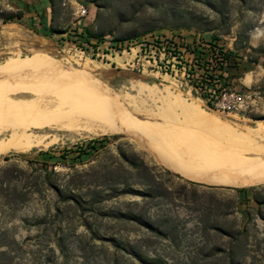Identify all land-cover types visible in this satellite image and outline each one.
Instances as JSON below:
<instances>
[{
  "label": "rangeland",
  "instance_id": "1",
  "mask_svg": "<svg viewBox=\"0 0 264 264\" xmlns=\"http://www.w3.org/2000/svg\"><path fill=\"white\" fill-rule=\"evenodd\" d=\"M50 2L54 9V20L52 23L48 22L49 27L58 31L52 37L44 35L39 18L32 22L16 20L6 24L0 19V81L4 82L0 83V98L2 101L9 98L8 102L16 97L31 101L39 96L36 93H45L46 96L50 92L49 95L56 96L81 90L90 96H86L85 100H90L85 104H77L75 112L77 110L82 114L77 113L71 118L75 119V123L81 122L80 128L78 127L81 130L76 127L71 131L49 127L34 130L36 134L44 136L42 145L27 152H10L0 156V253L7 252V255L0 256V264H42L49 256L57 264H108L110 253L114 251L108 241L114 237L125 242H139L141 247H147L141 252L145 259H157L163 264H215L204 257L212 250H217L219 258L235 255V259L243 264H264V205L260 206L257 202V199L264 201V184L231 187L193 182L162 164L135 135H102L89 131L92 128L96 130L101 125V122L97 124L96 121L97 112L95 115L92 113L98 109L97 103H93L94 97L108 106L117 105L115 100L125 106H130V102L134 103L136 107H131V111L136 110L138 114L135 115L147 122L151 120L150 123H159L169 128L196 131L203 137H212L210 142L217 141L216 145H223L219 137L215 136L219 135L215 128L202 126L196 120L189 119L179 108L165 107L160 111L159 106H163L161 99L168 93L174 99L181 98L185 104H193L202 112L214 115L238 132L246 133L249 128L256 129L259 122H264V0ZM18 11L7 7V0H0L1 15ZM172 31L195 32L207 38H218L233 53L241 56L242 64L238 71L233 72V78L238 91L247 98L239 111L217 110L215 103L210 104L190 93L170 76H160L150 70L143 72L136 66L132 67L128 61L133 58L128 59L126 55L104 56V53L109 54L107 48L111 42ZM87 33L101 36L105 40L100 42L96 38H90L88 44ZM97 48L99 56L93 55ZM19 65L28 66L29 72L36 77L46 76L49 80L45 81L49 85L39 93L32 92L30 87L34 88L35 83L45 82L26 79L21 81L26 83L20 87L21 82L16 84V78L26 77L28 74H7V71ZM51 81L58 83L59 89L56 85L53 87ZM64 82L75 85L78 90L75 91L70 86L68 90V85ZM5 83L7 87H4ZM150 87L157 91L155 97L149 95L147 89ZM24 88L28 92H22L25 91ZM141 111L147 112L143 113L148 116L141 115ZM91 113L93 117H90ZM0 116L2 126L10 125L9 116ZM159 117L162 119L159 120ZM57 118L60 116H56L53 125L63 119ZM85 119L93 123L90 124ZM1 125L0 130L4 128ZM82 126L86 128L82 130ZM135 132L138 133L137 130ZM7 135L8 133L1 134L0 140ZM56 138L57 140L52 141ZM94 141H101L97 145L99 150H91L86 156L81 155L80 148L92 145ZM121 155H127L131 159L132 155H136L134 159L137 163L144 162L159 175L161 180L157 182L158 191L165 193L169 189V192L153 201L144 200L138 193H145V187L134 186L127 189L110 181L106 187L98 188L101 194L98 203L90 205V201L95 199L96 186L100 184L96 181H102L99 179L101 175H94V172L104 165L119 161ZM109 179L107 177L105 180ZM71 182L81 187L72 191ZM240 189L248 191L240 194ZM61 192L64 196L85 201L87 205L82 209L70 208L68 201L60 198ZM192 199L194 204L191 203ZM116 211L141 214L155 226L162 227L169 236L166 239L153 237L150 232L138 228L134 229L139 231L130 233L128 229H132V224L124 225L126 231L120 230V222L113 218ZM215 225L230 234L221 236L218 232L206 231V228L212 229ZM244 228L245 235L238 241L236 234ZM59 239L64 240V251L56 246ZM50 248L55 250V254L49 252ZM132 263L148 264V261H133L124 255L122 264Z\"/></svg>",
  "mask_w": 264,
  "mask_h": 264
},
{
  "label": "bare ground",
  "instance_id": "2",
  "mask_svg": "<svg viewBox=\"0 0 264 264\" xmlns=\"http://www.w3.org/2000/svg\"><path fill=\"white\" fill-rule=\"evenodd\" d=\"M27 67L28 66L19 65L15 67L13 70L10 71L6 70V71L7 74L9 73L12 76L28 74L26 75V77L23 76L22 78L19 77V79L16 78V81L18 80L17 82H15L16 84L26 79L29 80L33 79L36 82H42V81L45 82L44 84L35 83L36 86L34 88L30 87L32 92L38 91L39 93V91L45 89V86L49 85V83L46 84L47 81H45V80H49V78L48 79L45 78L46 76H44L43 74H40L43 76L39 75L40 77L38 76L36 77L33 73L29 72L30 70ZM11 79L13 80V78ZM9 81L10 83L12 82L10 79ZM9 81L6 80V82ZM52 82L53 81H51L53 87L55 85L56 87L58 86L57 85L58 83H56L55 81L54 83ZM68 82L71 83L72 81H68ZM68 82H64L65 84L68 85L67 86L68 90H69V86L72 87V89L73 87L75 88V85H70ZM23 83L26 82L25 81L21 82V85L19 83V86L21 87ZM1 84H4V82ZM5 84L6 86L4 85L3 86L7 87V83ZM27 84H29L28 81ZM16 86L17 85H15L14 88ZM150 88L147 89L149 95L151 97H155L157 95V91L154 89V87L151 89ZM74 90L75 91L78 90L77 87ZM0 91H1V87H0ZM26 91L27 90L22 92H26ZM140 92L142 91L140 90ZM70 93L73 92H69V93L67 92L65 94L56 95V96L49 95L51 94L50 92L46 96L44 95L45 93H43V95L41 93H40L41 95L36 93V95L39 96L37 98L35 97L34 100L25 101L26 98L22 99V97H16L15 100L10 99L9 102H8L9 98L7 97V95L3 94L8 99L5 100L6 101L5 102L4 100L2 101L0 98V115L9 116L10 118L6 117V119L9 118L8 121L11 120V122L9 121L10 125L5 124V127L4 125L2 126L0 124L1 127H4L3 129L0 130V135L8 133L6 137L4 136V138L2 137V139L0 140V156L8 154L10 152H17V153L27 152L31 150L33 147H38L42 145L44 143V136H40L36 134L34 130L38 131L49 127V128H57V130L58 128H60L62 130L71 131V130H75L73 127L78 128L81 122L75 123L74 122L75 119H71L78 113L77 110L75 112V106L81 103L85 104L90 100V99L85 100V97L87 96L88 98H90V96L88 93H85L81 90H79V92L78 91L74 92L73 94ZM31 97H32L31 99H33V96ZM178 97L179 96H177V98ZM174 98L175 97L170 93H168V95L165 96L164 98L162 99L160 98L161 103L164 107L159 106V110L161 109L160 111H163L165 107H169L173 109L179 108V110H181V112L189 119L191 120L193 119L194 121L196 120V122H198L202 126L205 125V126H210L211 128H215V130L217 131L216 133L219 134L215 136L216 138L219 137L223 145H216L217 141L210 142V140H213L212 137L210 138L203 137L200 134H198L196 131L187 130L185 128L184 130L177 128L175 129L169 128L166 126H161V124L159 123L158 124L150 123L151 120L147 122L146 119L144 120L138 115H135L138 114L136 113V110L133 112L131 111L133 110L131 107L135 106L134 103L130 102L128 103L130 106H125L123 104L117 103L115 98L114 100L117 105L113 104L108 106L104 102H100V100L98 99L96 100L93 97L92 99L93 103H97L96 106H98V109L97 111H93V112L91 111V112L94 115L96 114L95 112H97L96 121H98L97 124L101 122V125L98 128L96 127V130H93L92 128L94 124L91 125L92 127H89L90 126L89 125L88 127L92 128V130L89 129V131L90 133L93 132L94 134L102 133V135L107 133H123V134L129 133L132 136L135 135L139 138V141L146 148H148L153 154L156 155L157 159L162 164H164L166 167H168L175 173L193 182L203 183L213 186H231V187L256 186V185L264 184V122L262 121L259 122L257 124L258 126L256 129H251V128L247 129L246 133L238 132L233 126L219 121L214 115L202 112L198 107H194L193 104L190 105L185 104L184 100H182L183 102L181 101V98L179 99H174ZM88 111L90 110L88 109ZM141 112L143 113L145 111H141ZM167 112H168L167 114H169V111ZM92 113L90 114V117H93ZM142 113L141 115H144V117L145 115L148 116L147 114H145L147 112L143 114ZM149 113L150 112L148 110V114ZM164 113L166 112L164 111ZM81 114L78 113V115ZM57 115H59L60 118L63 119L61 120L60 118H57L60 119L61 122L58 123L56 122L57 124L53 125L52 123L56 121L55 118ZM78 115L76 117H78ZM83 115H85V113H83ZM164 115L165 114H163V116ZM179 116H182V114ZM164 117L166 118L167 116ZM66 118H70V119H66ZM161 119L162 118H160L159 120ZM1 121L2 123L4 122L3 120ZM87 122H89V120H87ZM89 123L91 124L93 122L91 121ZM84 126H82L83 127L82 130L86 128ZM79 128L78 130H81ZM135 130H137L138 133H136ZM54 140H57V138L53 139L52 141Z\"/></svg>",
  "mask_w": 264,
  "mask_h": 264
},
{
  "label": "built area",
  "instance_id": "3",
  "mask_svg": "<svg viewBox=\"0 0 264 264\" xmlns=\"http://www.w3.org/2000/svg\"><path fill=\"white\" fill-rule=\"evenodd\" d=\"M107 51L109 54L104 56L122 54L133 58L128 64L143 72L150 70L160 76H170L190 93L215 103L217 110L239 111L247 98L238 91L231 75L235 70L232 51L218 38L172 31L109 45ZM93 52L100 55L99 48ZM236 62L240 67L242 60L236 58Z\"/></svg>",
  "mask_w": 264,
  "mask_h": 264
},
{
  "label": "trees",
  "instance_id": "4",
  "mask_svg": "<svg viewBox=\"0 0 264 264\" xmlns=\"http://www.w3.org/2000/svg\"><path fill=\"white\" fill-rule=\"evenodd\" d=\"M53 7H51V23L53 22ZM24 16V13L21 11H18L17 13H10L8 15H1L0 14V19L2 20V22L4 24L8 23V22H14L16 20L21 21L22 18ZM37 18H39V25L41 27H43V32L45 36L48 37H52L55 34H58V31L56 29H54L53 27H49V23L46 20L44 15H41L40 13L37 12ZM86 37V42L89 44V39L90 38H96L98 39L100 42H104V38H102L101 36H93L91 33H87ZM124 42L123 40L120 41H114L109 43V45H116L119 43ZM232 69L235 70H239V63L236 62V58L237 59H241V56L237 55L236 53L232 52ZM234 70V72H235ZM98 144H101V141H94L92 145H87V146H83L80 148V154L81 155H88L89 151L93 150V151H98L99 147H97ZM44 155H46L47 153H43ZM132 159L131 157H128L127 155H121L119 156V161H116L113 164L110 165H104V167L102 166V168L98 171H95L94 175L100 176L99 179L102 181H96L99 182L100 184L96 186V190L94 191V201H90V205L94 206L96 203H98V197L101 195L100 192L98 191V188L102 187H106V185L110 182V181H115L114 184L115 185H119V186H123L124 188H132L134 186H143L147 189V191L145 193H138V195L142 196V198L144 200H155L158 197H164L165 195L163 194H167L169 192V189H165V193H161L160 191H158L157 187V182H159L161 179H159V175H157V173L155 172L154 169L150 168L148 165H146L144 162H139L137 163V161H135L134 157H136V155H132ZM122 159V161H121ZM127 166V167H126ZM166 174H169V172H166ZM87 176H90V174H87ZM93 177V176H92ZM95 177V176H94ZM107 177H110V179L108 181H106L105 179ZM48 178L50 179V176H48ZM133 178V179H132ZM49 182V181H48ZM131 182V183H129ZM92 183H90L91 185ZM71 185L73 186L72 191L74 189H78L81 186H76L73 182H71ZM89 185V186H90ZM193 186H195V184H192ZM197 186V185H196ZM248 191V189H240L238 190V193L242 194V193H246ZM127 193V192H125ZM59 196L62 200H65V202L68 201L69 203V207H75L77 209H82L83 206L87 205L85 201H79L78 199H74L73 197L70 196H64V193H59ZM183 196L185 197V199L188 200V198L186 197L185 194H183ZM187 202V201H185ZM257 202L260 206L264 205V201H260L259 199H257ZM191 203L194 204L195 201L192 199ZM102 216H107V215H102ZM113 218L115 221L120 222V230L126 231L127 229H125L124 225L125 224H132V229H128L130 233L132 232H136L141 230H146L147 232H150L152 234V236H156V237H163V238H167L169 235L167 233V231H164L162 229V227H158L155 226L151 220L145 218L143 215L129 211L128 213L124 212V211H116V213L113 214ZM134 228H138L139 230H136ZM214 231V232H218L221 236H227V234H230L229 231L225 230L224 228L220 227L219 225H215L213 226L212 229H207L206 231L210 232V231ZM243 235H245V228L243 229V231H239L236 234V239L238 241L241 240V238H243ZM110 242L111 246L114 248L113 253H110L111 257L109 258V260L107 261L108 264H122L123 262V257L124 255H127L128 258H131L133 261L138 260L140 262H142L143 260L148 261V264H163V263H159V261H157V259H145V257L142 255V249L143 248H147V247H141L139 245V242L135 241V242H130V241H123L121 239H116V237H114ZM141 242V241H140ZM149 244V243H147ZM64 240L63 239H59V241H57L56 246L58 249H60L61 251H64ZM149 246V245H147ZM110 250V247H109ZM49 252L55 254V250L53 248L49 249ZM111 252V251H109ZM217 250H212L211 253L205 255V259L214 262L215 264H243L240 260H236L235 259V255L233 256H229V258H219L216 255ZM7 255V252H2L0 253V256H4ZM42 264H57L54 262L53 259H51V257H47L46 260L42 263ZM135 264V263H132Z\"/></svg>",
  "mask_w": 264,
  "mask_h": 264
},
{
  "label": "crops",
  "instance_id": "5",
  "mask_svg": "<svg viewBox=\"0 0 264 264\" xmlns=\"http://www.w3.org/2000/svg\"><path fill=\"white\" fill-rule=\"evenodd\" d=\"M7 7L23 12L24 16L22 20L24 21H35L38 12L44 15L49 23L51 22L50 0H7Z\"/></svg>",
  "mask_w": 264,
  "mask_h": 264
}]
</instances>
